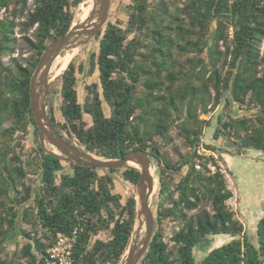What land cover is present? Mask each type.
<instances>
[{
  "label": "trees",
  "instance_id": "16d2710c",
  "mask_svg": "<svg viewBox=\"0 0 264 264\" xmlns=\"http://www.w3.org/2000/svg\"><path fill=\"white\" fill-rule=\"evenodd\" d=\"M84 1L32 0L30 8L29 0H0L4 11L0 20V264H50L47 251L59 235L74 230L73 264H119L133 233L136 199L130 196L122 203L114 193L113 175L120 172L123 181L136 185L140 171L132 166L105 170L69 164L71 174L63 173L62 162L41 148L30 109V81L41 55L50 42L68 32L73 9ZM128 1L127 21L108 22L95 36L98 48L89 54L87 74L97 71L98 81L85 86L82 103L76 85L83 64L76 66L71 60L60 75L61 121L50 107L51 124L61 138L65 132L86 151L105 158L159 151L153 162L159 185L154 220L159 228L139 264H264V217L256 225L254 245L226 205L233 195L217 165L220 157L199 155L196 150L203 128L211 125L199 120L198 114L207 115L223 102V109L236 104L253 107L256 113L242 119L219 115L213 139L223 137L229 147L264 152V68L259 70L264 66L259 51L264 39V0H186L170 21L181 41L177 44L165 39L163 33L172 28L156 16L157 9L163 17L169 14L166 3L153 10L151 0ZM213 22L217 32L207 47L204 39ZM16 28L30 53L22 62L12 57ZM147 35L154 44L143 53L142 39ZM190 35L195 39H185ZM174 47L177 54L201 55L206 49L207 60L197 57L189 61L188 71H174ZM4 56L10 57L7 64ZM183 108L186 118L176 126L190 152L172 165L161 153V143L168 142L173 116L178 118ZM30 128L40 152L39 183L34 186L25 184L28 171L8 141ZM204 150L225 153L210 145ZM184 166L187 172L171 190L170 176ZM165 220L180 224L171 247L163 241L160 228ZM19 224L30 227L18 230L26 243L11 257H3L2 244ZM103 232L107 238L98 239ZM214 237L231 239L196 259L195 250Z\"/></svg>",
  "mask_w": 264,
  "mask_h": 264
},
{
  "label": "rangeland",
  "instance_id": "374dc122",
  "mask_svg": "<svg viewBox=\"0 0 264 264\" xmlns=\"http://www.w3.org/2000/svg\"><path fill=\"white\" fill-rule=\"evenodd\" d=\"M88 1V0H86ZM86 1H84L82 4H80L78 7L73 9V14H74V19H73V24H79L82 20H80V15L82 13V8L87 7ZM186 0H151L152 3V8L153 10L156 9L157 7L160 6V3H166L169 9V14L165 15L163 17V13L160 9L156 10V16H162L164 18L163 25H169V27L172 28V30L165 31L163 35L165 36V39L167 40L168 38L172 39L174 41V44L181 43V41H177L178 37L177 34L174 30L175 25L174 23H171L172 17L175 15V9L178 7H181L183 3ZM128 0H111L110 1V9L108 12V18H107V23H115L117 21H122L125 23L127 21V15H128V5H129ZM28 6L31 8L32 7V0H29ZM4 11L0 10V20L4 17ZM80 12V13H79ZM79 15V16H78ZM185 20L184 18H182ZM79 20V21H78ZM21 21V20H20ZM106 23V24H107ZM106 26V25H105ZM104 26V28H105ZM102 29V31L104 30ZM216 23L213 22V26L210 27L209 33L204 39V43H206L207 47H209L212 44L213 41V36L216 34ZM17 28L15 29L16 37L18 38V41L16 43V48H15V53L12 55V57H15L22 62V59H26L30 56V53L27 51V49L24 46L23 41L19 38L20 35L17 33ZM230 30H228V33L230 35ZM227 32V31H226ZM195 32L194 34H196ZM27 36L32 37V30L29 31ZM195 39L194 36L190 35L185 39ZM185 41H182V45L185 44ZM143 43V48L142 52L145 53L147 52L151 46L154 44L152 39L150 38L149 35L144 36L142 39ZM221 47V44H220ZM98 48V40L93 37L91 38L85 45L75 48L72 51L67 50L61 53L60 56L64 54H72V58L70 59L74 61L75 65L78 66L79 64H83V71L79 74H77V85H76V90L78 93L79 101L80 103L83 102L84 96L86 94L85 91V86L96 83L98 81V74L97 71H94V73L91 76H88L87 71L89 69V54L90 52H96ZM177 48L174 47L173 49V56L174 59L177 60V63L174 66V71H188L191 68V64H189L190 60L195 61V58L199 57L202 59L207 60L206 57V49L204 50L203 54L198 55L193 52H187L184 54H177ZM260 56L262 57L264 55V39L262 40L260 44ZM2 61L4 64H7L10 61V57L4 56L2 57ZM195 67H197V64L195 63ZM264 68L263 65L259 67V70ZM198 69V68H197ZM52 71V72H51ZM62 74V73H61ZM61 74H56V71L52 70V66L49 69V72L47 74V94L45 98V111L49 115V108L52 107L54 111V116L57 121H61V116L59 113V105H60V75ZM59 75V76H58ZM143 87L140 86L138 87L139 93H142ZM213 94V92H212ZM224 103L222 102L221 105L216 108L214 111L211 113H208L207 115H199V120H205V121H210L211 125L210 127H205L203 128L202 135L200 136V144L199 147L196 148L197 153L200 155H213L215 159L217 157H220L219 159L221 160H216L217 165L220 167L221 172L223 173L227 186L232 192V198L229 199L226 202V205L229 210L233 211L235 215V219L239 221L238 218L241 219V211H240V206L239 204L241 203L238 199V195L236 194V184L234 182L233 178V172H232V167L233 164L234 166L239 170L240 174L243 175V178L245 176H251L253 178H256L257 176L264 178V166L261 167H254L253 165H246L245 159L243 157H234V161L231 163V159L229 160L225 154H219V152H209L204 150V147L206 145H210L214 147L215 149H218L220 151H227L228 153H236V150H241L237 149L234 146H227L225 140L223 137H219L216 141L213 139V133L217 125V118L219 115H224L228 116L231 115L233 118H238L242 119L244 117L250 118L253 117L254 114L256 113V109L253 107H245V106H239L236 104H233L230 108L223 109ZM183 114H181L178 118H176V115H174V123L171 125V129L168 133L169 140L166 143H161V153L163 154L164 158L166 159L167 162H169L172 165H178L190 152V149L185 145L182 137L179 135V130L176 126V124L181 123V121H184L186 118V112L185 109L183 108ZM105 113L108 115V110L105 107ZM84 120L86 123H90V118L88 116H84ZM225 120H227L225 118ZM9 123L4 125V128H8ZM62 135L64 139L73 145H76L78 147L79 144L74 138L69 137L65 132H62ZM242 135V134H241ZM9 143L11 144V147L13 148L14 152L20 157L21 159V165L24 168V170L28 171V175L25 179V184L27 186H34L38 185L39 183V177L37 175L38 172V167H39V162H40V152L38 151V144L36 142L33 128H30L28 132L25 135L21 134H15L11 140H8ZM16 142H19V147H16ZM234 142L238 143L237 140L234 138ZM40 144V141H39ZM41 145V144H40ZM82 148V147H81ZM149 152V151H148ZM241 152V151H239ZM255 151L251 152L254 153ZM151 153V152H149ZM242 154V153H241ZM12 154L9 155V157ZM247 156V155H246ZM231 158V157H230ZM62 162V161H61ZM232 164V167H231ZM133 165V164H130ZM63 166V173L71 174V170L69 168V163L62 162ZM211 171H214L215 168L212 167L210 164L208 165ZM188 170V166H184L179 173H173L172 176H170V189L172 190L174 188V184L179 181L181 176H183ZM254 172V173H253ZM155 174V171H154ZM156 176V175H155ZM256 176V177H255ZM114 180H115V186H114V193L118 194L121 196L122 203H125V201L130 197L134 196L136 197V185H131L126 183L125 181L122 180L120 172H116L114 175ZM249 188H252L253 186L248 185ZM156 189V190H155ZM154 189V194L152 196V201H151V209L153 211V215H156L157 212V203L159 201L158 197V181L156 182V186ZM157 193V194H156ZM154 200V201H153ZM263 217V216H262ZM240 222V221H239ZM241 223V222H240ZM242 224V223H241ZM243 225V224H242ZM247 226V225H246ZM244 227V226H243ZM159 228L157 222L154 220V226H153V232H155ZM161 231H162V236H163V241L168 244L169 247L172 246V241L171 237L173 236L174 232L178 231L180 228V224L176 221H170V220H165L163 223L160 225ZM4 229H6V226H4ZM19 229H26L30 230L29 226H25L22 224L18 225V229L15 234H12L11 237L8 238L7 241H5L2 245L4 247L3 251V257H11L12 253L14 251H19L21 247L26 243L24 238L19 234L18 230ZM248 237L250 241L255 245L257 242V235H256V226L254 228L253 232H248ZM142 235V233L139 235V237ZM107 233L103 232L98 235V239L105 240L107 238ZM231 238L230 237H225V238H218L214 237L212 239H207L205 240L194 252L195 258L200 259L203 257L204 252L205 254L208 253V250L218 247L224 243H227ZM127 252V251H126ZM126 252L119 264L123 262L125 259ZM16 264H22L16 263Z\"/></svg>",
  "mask_w": 264,
  "mask_h": 264
},
{
  "label": "water",
  "instance_id": "95a60500",
  "mask_svg": "<svg viewBox=\"0 0 264 264\" xmlns=\"http://www.w3.org/2000/svg\"><path fill=\"white\" fill-rule=\"evenodd\" d=\"M111 0H93L88 17L79 24H72L68 32L50 42L32 74L30 81V109L43 151L58 160L94 169H120L132 166L140 171L136 183V217L125 259L121 264H139L146 253L153 234L154 215L151 209L155 182L158 181L156 167L153 164L159 151H130L119 158H105L90 153L84 148L68 143L61 138L51 124L45 111L44 103L47 94V74L53 62L62 52L85 45L91 38L102 31L107 23ZM133 164V165H130ZM155 171V174H154ZM143 227L142 235L139 231Z\"/></svg>",
  "mask_w": 264,
  "mask_h": 264
},
{
  "label": "crops",
  "instance_id": "0c3cea01",
  "mask_svg": "<svg viewBox=\"0 0 264 264\" xmlns=\"http://www.w3.org/2000/svg\"><path fill=\"white\" fill-rule=\"evenodd\" d=\"M253 151L255 152L251 153ZM224 152L226 157L229 160L231 159V163L234 161V157L240 156L245 159L244 163L246 165H253L254 167L264 166V152L252 149L236 150V153L232 154L227 151ZM231 170L236 184V194L238 195V200H241V203L239 204L241 219H238L243 224L246 233L253 232L258 221L262 218V216L264 217V178L259 176H255L256 178L245 176L243 178V175L240 174L234 164ZM248 185L253 187L249 188Z\"/></svg>",
  "mask_w": 264,
  "mask_h": 264
},
{
  "label": "built area",
  "instance_id": "2783aa9c",
  "mask_svg": "<svg viewBox=\"0 0 264 264\" xmlns=\"http://www.w3.org/2000/svg\"><path fill=\"white\" fill-rule=\"evenodd\" d=\"M76 238V230L70 235H59L56 243L47 251L50 264H73L71 254Z\"/></svg>",
  "mask_w": 264,
  "mask_h": 264
},
{
  "label": "bare ground",
  "instance_id": "6f19581e",
  "mask_svg": "<svg viewBox=\"0 0 264 264\" xmlns=\"http://www.w3.org/2000/svg\"><path fill=\"white\" fill-rule=\"evenodd\" d=\"M92 3H93V0H88L86 1V5L87 7H83L82 9V13L81 15L79 16L80 17V20H85L90 11H91V7H92ZM80 13V12H79ZM79 21V20H78ZM72 51V50H71ZM72 54H64L62 56H59L55 59V61L53 62L52 64V70L56 71V74H61L63 71H65L68 63H70V59L72 58ZM52 72V71H51ZM59 76V75H58ZM155 186H156V182H155ZM156 190V189H155ZM158 192V191H156ZM157 194V193H156ZM154 201V200H153ZM152 205V204H151ZM143 231V227H141L140 229V233H142Z\"/></svg>",
  "mask_w": 264,
  "mask_h": 264
}]
</instances>
